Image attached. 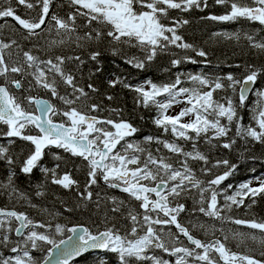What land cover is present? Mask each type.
Here are the masks:
<instances>
[{"label": "snow or ice", "instance_id": "6c2138e0", "mask_svg": "<svg viewBox=\"0 0 264 264\" xmlns=\"http://www.w3.org/2000/svg\"><path fill=\"white\" fill-rule=\"evenodd\" d=\"M213 4L223 13L202 19L247 21L261 28L212 36L236 41L243 36L249 49L264 55V0H0V139L6 141L0 144V196L24 200L15 178L31 177L38 169L45 182L75 191L76 205L66 204L65 213L82 209L89 219L96 217L94 225H102L96 231L83 225L53 227L51 219H33L14 206L0 208V264H73L79 259L88 264L90 258L91 264H264V217L234 214L240 209L251 213L264 200V171L255 175L252 167L251 178L225 184L239 165L220 154L237 151L238 144L242 155L253 145L264 146V84L256 87L264 80V64H245L239 77L177 71L162 84L148 79L134 85L120 77L101 81L134 93L136 108L155 110L150 122L159 134L144 136L142 142L129 139L140 129L123 117L122 109L103 103L115 97L84 81L89 62L88 80L102 72L105 52L139 71L162 57L170 58L165 72L185 63L207 67L208 51L181 34L189 19L173 13L204 12ZM5 29L20 39L4 37ZM41 92L51 100L41 98ZM250 93L256 97L251 107ZM246 109L248 124L242 123ZM17 142H23L20 152ZM49 155L53 167L43 163ZM81 170H86L82 190L73 178ZM100 181L125 198L94 191ZM45 186H38L37 197L44 196ZM188 198L194 202L192 213L250 231L185 225L181 214L189 209L182 201ZM43 211L48 217L59 215ZM194 228L211 229L213 238H196ZM66 233L72 235L64 239ZM230 239L258 242L260 258L233 252Z\"/></svg>", "mask_w": 264, "mask_h": 264}, {"label": "trees", "instance_id": "16d2710c", "mask_svg": "<svg viewBox=\"0 0 264 264\" xmlns=\"http://www.w3.org/2000/svg\"><path fill=\"white\" fill-rule=\"evenodd\" d=\"M209 3L212 4V0H209ZM59 7V6H58ZM223 8L212 5L210 8L205 9L204 12L193 11L190 13H176L173 15H181L183 18L189 19V25L185 26L184 29H181V34L184 35L187 42L192 43L197 48H203L209 53V60L211 64L205 67L204 64L192 65V64H183L180 69H171L170 72H165L163 69L165 67H170L169 57L158 58L154 61L146 71H139L131 68L130 66L124 64L123 60L119 57H113L110 53L105 52L104 56L101 58L100 67L102 68V72L97 73L96 77H93L92 80H88V68L91 67V63L89 62L88 66L84 69V81L85 82H93L100 89L101 93L105 95H112L115 97L114 101L103 100L105 105L109 107H119L123 111V117L125 119L130 120L140 131L136 136L131 137L129 139L133 141H143V137L147 135H158V131L151 124V118L155 116V110L147 111L144 109H138L135 107V101L133 99L134 93L124 89L122 85H118L116 88H107L106 83L102 84L101 81L106 82L109 78L120 77L122 80H125L128 83L138 85L144 80H152L154 83L162 84L169 82L171 79H174V74L177 71H183L185 73H196V72H205L209 75H225L229 72L236 74L238 77L241 76L244 72L245 64H255L257 67H260L264 64V55L257 54L253 52L247 46V41L241 37L239 41L236 40H228L223 37H213L212 33L221 32V33H234L238 31H259L261 26L257 24H249L247 21H239L236 23H220L215 21H210L206 19H202L205 15L212 14H222ZM21 15H25L22 11ZM63 15V12H60ZM16 28H19V25H15L14 21H9ZM264 34V33H262ZM4 37L14 36V38L20 39L19 34L12 33L11 29H5L3 33ZM25 47H31L26 41H21ZM74 47V46H73ZM135 52L136 50H130ZM179 51V50H175ZM57 54H59L60 50H56ZM139 54V53H137ZM86 55V52H85ZM188 55L192 58L200 60L202 58L196 57L195 53L189 51ZM241 65L240 68H236L234 65ZM264 84V80L258 81L259 87ZM190 86V85H188ZM35 94V93H34ZM41 98L51 100L48 94L43 92L39 93ZM249 107L252 106V102L256 100L254 94H249ZM98 99H103L102 97H98ZM53 103H58L56 101H51ZM108 113H104L107 115ZM243 116L242 123L248 124L251 119V113L246 109L241 113ZM143 116L144 119H140ZM226 122V121H225ZM17 152H20L21 149L19 145L23 144V142H17ZM0 144H6L4 139H0ZM153 149L155 146H152ZM190 147V145L188 146ZM202 149L206 148L205 145H201ZM237 151H233L231 153L227 152V150H221V155L225 158L230 159L231 161L237 163L239 165L238 171L235 176L230 177L227 183H232L233 185L238 184L239 182L251 178L254 175L250 171L252 167L256 169L255 175H259L261 171H264V146L261 145H253L250 152H244L241 154L242 149H240V145H237ZM56 152L58 150H52ZM255 155L257 159L255 161L251 159H246L245 157H250ZM23 159V156L21 157ZM44 165L47 167H53L55 165V161L49 155L43 161ZM197 173H199V169L196 165ZM18 171V169H17ZM86 170L74 171L73 178L78 180L81 185V190L83 188V184L86 180L85 175ZM3 177L0 176V179ZM16 186L26 197L22 201H13L7 197L0 196V208L13 206L15 209L19 211H24L26 214L30 215L33 219L41 220V219H51L53 223V227L56 223H61L66 225L67 227L83 225L91 228L93 231H96V227H102V225H94L93 220L96 219L95 216L92 219H89V213L84 210H77L73 213H65L63 211L64 206L67 204L69 207H73L76 205L77 197L75 191L73 190H65L58 185H52L50 181L45 182L44 176L39 172L38 169L34 170V173L31 177H26L23 174H19L16 178ZM41 184H46L45 188L42 189L44 191V196L37 197L35 192L38 190V186ZM94 191L100 190L102 193H107L108 195H113L120 198V194L116 192L111 193L110 191H106L102 184L100 183L99 189L95 188ZM220 203H223V197L218 198ZM185 202L189 212L181 214L182 223L185 225L197 224V223H206L209 226H214L215 229L223 228L224 231H230L231 229L238 228L239 231H250L247 228L239 227L236 225H232L230 223H217L219 221L210 220L207 217H204L199 212L192 213L193 208V200L188 198ZM32 204H36L37 207L33 208ZM47 208L52 212L59 213L55 218L48 217L46 213H44V209ZM255 214L256 217H264V200L260 201L254 208L251 210V213H246L244 209H240L236 211L234 214L242 219H252V214ZM175 231V229H172ZM193 235L196 238L201 240H210L213 238L212 230L205 232L200 230L199 228L192 229ZM66 235V234H65ZM216 237L222 239L223 234L220 231H216ZM57 240L60 237H56ZM228 247L236 253L247 254V255H255L257 258H260V245L258 242L252 241L251 239L245 240L241 243L238 239H230L228 241ZM37 257H40V253L36 254ZM94 256V255H93ZM73 264H85L83 259H79L78 262L74 261ZM88 264H91V258L89 259Z\"/></svg>", "mask_w": 264, "mask_h": 264}, {"label": "flooded vegetation", "instance_id": "af4514ba", "mask_svg": "<svg viewBox=\"0 0 264 264\" xmlns=\"http://www.w3.org/2000/svg\"><path fill=\"white\" fill-rule=\"evenodd\" d=\"M258 25V24H257ZM52 150H56V149H52ZM100 183L102 184V187L106 190V191H110V192H116L117 194H120V198H125V194L119 192L118 189H108L104 184H103V181H100Z\"/></svg>", "mask_w": 264, "mask_h": 264}, {"label": "rangeland", "instance_id": "374dc122", "mask_svg": "<svg viewBox=\"0 0 264 264\" xmlns=\"http://www.w3.org/2000/svg\"><path fill=\"white\" fill-rule=\"evenodd\" d=\"M140 84V83H139ZM180 107H183V105H180V106H175L173 109H170V111H169V114H171V115H174V114H176V112H178L179 110H180ZM252 177V176H251ZM111 193H113V192H111ZM217 223H221L222 224V222H217ZM224 232H228V231H224ZM64 237H66V235L64 236Z\"/></svg>", "mask_w": 264, "mask_h": 264}, {"label": "water", "instance_id": "95a60500", "mask_svg": "<svg viewBox=\"0 0 264 264\" xmlns=\"http://www.w3.org/2000/svg\"><path fill=\"white\" fill-rule=\"evenodd\" d=\"M71 227H74V226H71ZM68 235H72V234H71V233H67V236H68ZM67 236H66L64 239H67Z\"/></svg>", "mask_w": 264, "mask_h": 264}]
</instances>
